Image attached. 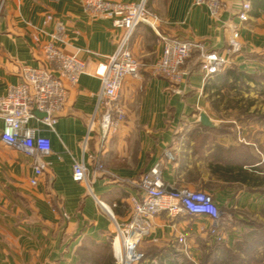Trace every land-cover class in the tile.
Returning <instances> with one entry per match:
<instances>
[{
	"label": "crops",
	"instance_id": "0c3cea01",
	"mask_svg": "<svg viewBox=\"0 0 264 264\" xmlns=\"http://www.w3.org/2000/svg\"><path fill=\"white\" fill-rule=\"evenodd\" d=\"M146 1L162 19L163 33L205 42L211 50L223 52L228 45L229 24L237 26L244 49L232 57L230 66L249 74V66L261 68L258 57L264 54V12L255 16L252 6L248 20L242 22L234 9L238 0H224L228 8L219 18L212 17L205 5H196L194 0ZM58 19L66 24L69 35L64 51L78 53L86 62V72L77 85H68L66 105L53 129L37 120L31 122L52 141V151L44 157L47 167L37 185L31 183L33 158L1 139L0 119V264H81L85 261L81 251L88 252L86 261L90 263L117 264L111 243L113 224L106 209L111 211L109 206L116 204L119 220H126L133 197L139 193L127 182L140 177L157 161L163 163V178L169 189H193L199 184L192 176L202 182L211 178L227 185L237 183L211 170V164L219 161L207 158L208 152L193 153L194 149L215 147L209 137L218 125L209 110V96L218 94L212 83L218 87L221 80L217 75L205 78L190 59L185 66L188 74L180 85L183 93L172 91L167 78L152 73L151 65L162 52L160 38L149 25L140 24L129 40L130 50L141 63L140 77L128 76L122 86L121 101L127 118L107 141L102 142L96 126L85 143L101 88L95 70L114 53L123 30L115 28L111 19L91 18L83 0H5L0 10V95L20 82L23 65H44L42 43ZM37 33L41 42L34 39ZM201 112L214 121V127L201 124ZM186 125L191 127L183 131ZM175 127L179 130L174 132ZM223 140L225 147L231 144L228 138ZM167 152L172 158L166 156ZM75 159L87 166L86 182L73 179ZM97 162L125 184H113L106 175L97 173ZM201 185L226 207L251 208L259 200L247 192L237 201L232 189ZM262 202L264 199L258 203ZM211 225L212 220L206 216L173 217L162 212L153 218L152 233L147 238L160 242L185 237L192 243L194 236L203 235Z\"/></svg>",
	"mask_w": 264,
	"mask_h": 264
},
{
	"label": "built area",
	"instance_id": "2783aa9c",
	"mask_svg": "<svg viewBox=\"0 0 264 264\" xmlns=\"http://www.w3.org/2000/svg\"><path fill=\"white\" fill-rule=\"evenodd\" d=\"M194 2L196 5H205L214 18H219L228 8L224 0ZM4 3L5 0H1L0 10ZM83 6L91 18L111 19L115 28L123 30L114 53L100 62L95 70V75L101 80V88L85 143L96 126H99L101 140L105 142L119 131L126 120L121 101L122 86L126 77H140L141 63L129 48L130 37L140 24L149 25L158 34L162 52L151 65L152 73L167 78L173 85L174 92H180L179 87L188 74L185 66L190 59L195 61L204 77L209 78L230 65L232 57L243 53L240 29L233 24H229L228 45L223 52H219L209 49L205 42L163 33L162 19L149 9L146 0H83ZM250 9L251 2L243 1L241 10L236 14L240 21L248 20ZM48 18L54 20L52 15ZM39 30L41 33L45 32ZM38 34L34 35V39L41 42ZM68 41L66 24L62 20H55L53 31L48 33V39L41 47L44 65H23L20 82L12 85L6 94L0 95V119L3 121L1 139L33 158V185L38 184L45 172L47 163L44 157L52 151V141L41 133L39 126H34L31 122L37 120L53 129L66 105L68 85H77L86 72V62L78 53L64 51V45ZM37 111L46 115L40 118ZM166 156L172 158L170 152ZM72 169L74 181H87V166L84 161L75 159ZM134 184L139 193L133 197L131 212L126 220H118L113 208L108 205L111 209L109 211L105 203L99 200L113 224L111 243L118 264H139L143 260L141 243L152 233L153 218L162 212L173 217L182 214L206 216L212 220L209 231L213 238L217 241L224 240L220 229L222 212L214 197L205 190L169 189L164 182L162 161H157L143 172ZM115 206L116 204L113 207Z\"/></svg>",
	"mask_w": 264,
	"mask_h": 264
},
{
	"label": "rangeland",
	"instance_id": "374dc122",
	"mask_svg": "<svg viewBox=\"0 0 264 264\" xmlns=\"http://www.w3.org/2000/svg\"><path fill=\"white\" fill-rule=\"evenodd\" d=\"M258 58L262 64L261 68L249 66L248 69L252 71V81H240L235 85L220 84L217 87L218 94L209 96V110L215 116L218 129L208 137L215 147L210 150L194 149V154L198 152L204 155L203 153L208 152L207 158L215 162L264 165V54ZM179 91V94L183 93L181 87ZM189 126L186 125L182 130H189ZM177 129L178 127H175L173 131H178ZM199 138L195 140L199 141ZM224 138H228L231 143L227 147L221 144ZM98 163L97 173L106 175L113 184H125L116 175H111V170L106 165ZM138 178L127 184L135 185L134 182ZM191 178L194 183L199 184L193 187L195 190H204L201 185L204 183L210 187L232 189L235 196L233 199L237 201L242 193L247 192L254 193L259 200H255L256 205L251 208L226 207L215 200L225 216L221 229L224 240H215L210 231L194 236L192 243L185 241V237L160 242L146 238L141 243V250L147 257L141 264H161L164 256L173 257L177 264H264V203L259 204L264 199V192L248 189L237 183L227 185L211 178L207 182L198 180L196 176ZM111 207L119 220L115 207ZM85 253L88 252L81 251L82 258L85 259L81 264H89L86 261L89 256Z\"/></svg>",
	"mask_w": 264,
	"mask_h": 264
},
{
	"label": "trees",
	"instance_id": "16d2710c",
	"mask_svg": "<svg viewBox=\"0 0 264 264\" xmlns=\"http://www.w3.org/2000/svg\"><path fill=\"white\" fill-rule=\"evenodd\" d=\"M251 1V10L253 6L252 14L258 16L261 12H264V0H250ZM222 74V75H221ZM218 79L221 80L220 84L231 83L235 85L238 82H244L246 80H253V76L245 71L239 69L237 66H226L221 72L216 74ZM222 76V77H220ZM221 78V79H220ZM218 84V85H220ZM212 86L217 88L215 82L212 83ZM207 88H209L207 83ZM211 88V87H210ZM211 170L214 173H217L220 177L226 178L228 181L237 182V184L244 186L248 189H258L264 192V165L250 163L246 165L241 162L233 163H223L217 162L211 164ZM224 223V216L222 215L221 223ZM147 255L144 254L143 260L139 263L141 264ZM89 264H96L90 263ZM161 264H177L173 257L164 256L161 259Z\"/></svg>",
	"mask_w": 264,
	"mask_h": 264
},
{
	"label": "water",
	"instance_id": "95a60500",
	"mask_svg": "<svg viewBox=\"0 0 264 264\" xmlns=\"http://www.w3.org/2000/svg\"><path fill=\"white\" fill-rule=\"evenodd\" d=\"M241 4H242V0H238L237 3L234 4V9L236 10V14L238 13V11L241 10ZM37 115L42 118L44 117L46 114L43 112H39L37 111ZM200 122L202 125L204 126H208V127H214L215 123L213 120L210 119V117L205 113V112H201L200 113Z\"/></svg>",
	"mask_w": 264,
	"mask_h": 264
}]
</instances>
